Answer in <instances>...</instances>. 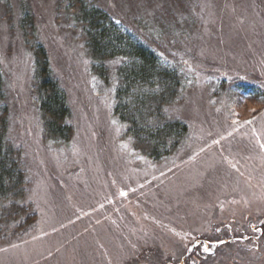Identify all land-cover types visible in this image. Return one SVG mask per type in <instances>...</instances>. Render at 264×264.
I'll return each mask as SVG.
<instances>
[{
    "label": "rangeland",
    "instance_id": "374dc122",
    "mask_svg": "<svg viewBox=\"0 0 264 264\" xmlns=\"http://www.w3.org/2000/svg\"><path fill=\"white\" fill-rule=\"evenodd\" d=\"M167 1L100 0L191 78L168 107L189 125L187 140L162 161L136 149L114 117L111 89L91 74L80 35L56 18L57 0H33L74 127L68 144L46 142L33 55L0 12L8 136L23 151L35 212L0 232V264H264V100L231 87L264 89V0H170L173 14L160 12ZM143 16L181 24L153 37L137 28Z\"/></svg>",
    "mask_w": 264,
    "mask_h": 264
},
{
    "label": "trees",
    "instance_id": "16d2710c",
    "mask_svg": "<svg viewBox=\"0 0 264 264\" xmlns=\"http://www.w3.org/2000/svg\"><path fill=\"white\" fill-rule=\"evenodd\" d=\"M174 9L169 0L160 12L173 14ZM0 12L11 17V27L20 30L33 55L32 88L44 140L68 144L74 134L72 109L39 37L33 0H0ZM55 14L82 38L91 61L90 72L111 89L113 115L132 137L135 148L156 161L181 149L189 125L170 115L168 107L182 100L189 89L191 78L185 67L123 24L100 0H57ZM155 17L146 22L143 16L137 28L158 37L165 30L177 32L181 24L167 16L160 17L165 24L151 25ZM5 83L0 65V232L7 233L10 225L17 226L16 230L26 225L35 212L26 201L28 177L23 151L8 136L10 106ZM231 87L239 97L264 100V89L258 83L237 80Z\"/></svg>",
    "mask_w": 264,
    "mask_h": 264
}]
</instances>
